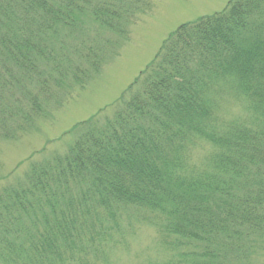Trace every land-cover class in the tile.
<instances>
[{
    "label": "trees",
    "instance_id": "obj_1",
    "mask_svg": "<svg viewBox=\"0 0 264 264\" xmlns=\"http://www.w3.org/2000/svg\"><path fill=\"white\" fill-rule=\"evenodd\" d=\"M149 4L0 0V140L73 98ZM63 138L0 177V264H112L132 223L163 233L162 256L140 264H259L264 0L181 24L109 110Z\"/></svg>",
    "mask_w": 264,
    "mask_h": 264
},
{
    "label": "rangeland",
    "instance_id": "obj_2",
    "mask_svg": "<svg viewBox=\"0 0 264 264\" xmlns=\"http://www.w3.org/2000/svg\"><path fill=\"white\" fill-rule=\"evenodd\" d=\"M146 12L130 26L129 34L111 57L82 89L74 92L51 117L41 120L34 130L19 140H0V177L10 174L20 162L47 145L49 151L63 148L67 138L60 139L76 123L86 120L110 106L151 63L163 41L181 24L223 10L229 0H149ZM229 113L239 112V106L229 107ZM206 152L201 146L197 158ZM4 181H0V186ZM125 239L116 249L112 264H140L162 256V236L155 224L132 223L124 227ZM126 241V242H125ZM127 247V248H124ZM124 248V249H120ZM115 249V250H116ZM264 249V246H263ZM259 264H264L261 250ZM109 259V260H111Z\"/></svg>",
    "mask_w": 264,
    "mask_h": 264
},
{
    "label": "snow or ice",
    "instance_id": "obj_3",
    "mask_svg": "<svg viewBox=\"0 0 264 264\" xmlns=\"http://www.w3.org/2000/svg\"><path fill=\"white\" fill-rule=\"evenodd\" d=\"M187 148L190 153H196L198 151L199 145L196 141H193L191 144L187 145ZM2 251V249H0Z\"/></svg>",
    "mask_w": 264,
    "mask_h": 264
}]
</instances>
